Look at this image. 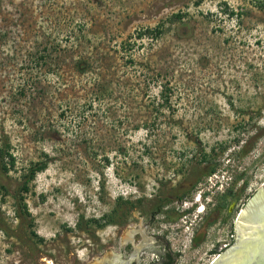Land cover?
Wrapping results in <instances>:
<instances>
[{
	"label": "rangeland",
	"instance_id": "1",
	"mask_svg": "<svg viewBox=\"0 0 264 264\" xmlns=\"http://www.w3.org/2000/svg\"><path fill=\"white\" fill-rule=\"evenodd\" d=\"M156 27L160 38H139ZM43 49L61 78L36 64ZM91 56L111 84L96 101L94 74L73 70ZM31 74L39 84L22 95ZM1 133L16 168L0 192V264H156L166 250L174 264H210L264 183V0H0ZM202 153L214 174L152 215ZM44 155L20 220L13 196ZM119 198L135 203L123 225L88 223Z\"/></svg>",
	"mask_w": 264,
	"mask_h": 264
},
{
	"label": "trees",
	"instance_id": "2",
	"mask_svg": "<svg viewBox=\"0 0 264 264\" xmlns=\"http://www.w3.org/2000/svg\"><path fill=\"white\" fill-rule=\"evenodd\" d=\"M176 17V16H175ZM180 19V17H178ZM163 34V31L159 29V27H156L154 29H146L143 31L139 38L142 37H148L152 40H156L160 38ZM77 41V40H76ZM77 42H75L76 45ZM51 52H55L58 49H60L59 42H56L51 44ZM60 47V48H59ZM48 50L43 49L42 52H40L38 57L36 58V64H39V62H43L44 65H47V60L49 61V65L51 69H48V73H52L55 75L57 79L62 77V69L59 68L57 58L53 59V63L51 65V57L52 55L49 54ZM50 52V53H51ZM50 58V59H49ZM60 61V60H59ZM129 64H133L132 60L127 62ZM105 62L104 59H97L91 56V58H76L73 62V70L78 75H86V74H94L92 84L90 85L89 89L91 90V94L94 96L93 101L99 100L101 96H105L108 94V87L110 84L109 81L106 80V76L103 75L102 71L99 72L100 69H105ZM36 77L35 76H28L26 80H24L21 93L25 94L24 89L26 87H32L37 84L38 82H35ZM33 83V84H32ZM39 84V83H38ZM172 93L169 88L162 87L160 90V100L161 104L159 105L161 108H166L170 110V99H171ZM68 108L62 109L61 114L63 115L66 113ZM89 109H91V106H89ZM135 129H138V126L135 127ZM12 147L10 144V141L6 134L1 133L0 136V192L3 193V195H7L9 192L7 190V182H8V175L10 172L14 171L16 168V157L12 153ZM249 152V148L247 145L242 146L241 148V155H246ZM45 159L38 161L36 163L30 164L25 170L24 174L22 175V181L20 183V186L18 187V190L16 191V194L13 196V198L16 201V208H15V214L17 215L18 219H22L24 216H29L27 205L24 202V195H26L29 192V185L32 181H34L35 176L37 173L43 172L48 164L50 163V159L47 155H44ZM108 163L107 158L104 160ZM203 164V165H202ZM199 166L202 165V167H199V170H193L191 173H189L183 182H181L179 185H177L175 188L171 189L167 195L160 196L156 200H152L151 204V213L152 215H157L162 213V209L167 205L170 204L173 201H183L195 188L197 183L200 181L202 177H207L212 174H214L216 170V164L212 163L209 157L206 153H202L200 161L198 163ZM236 200V197H234ZM140 202V200L138 201ZM135 209V203L131 202L129 200H123L122 198H119L114 205L113 209L110 213L103 215L102 217L98 219H90L88 220V223H93L97 228H103L106 225H123L127 219V216L129 213ZM177 217H175L176 219ZM79 225V224H78ZM29 228V236L32 239H35L39 242H42V238H40L35 231L33 230V222H29L27 225ZM168 264V263H165Z\"/></svg>",
	"mask_w": 264,
	"mask_h": 264
},
{
	"label": "water",
	"instance_id": "3",
	"mask_svg": "<svg viewBox=\"0 0 264 264\" xmlns=\"http://www.w3.org/2000/svg\"><path fill=\"white\" fill-rule=\"evenodd\" d=\"M232 232L235 242L210 264H264V183L241 208Z\"/></svg>",
	"mask_w": 264,
	"mask_h": 264
},
{
	"label": "flooded vegetation",
	"instance_id": "4",
	"mask_svg": "<svg viewBox=\"0 0 264 264\" xmlns=\"http://www.w3.org/2000/svg\"><path fill=\"white\" fill-rule=\"evenodd\" d=\"M234 233L236 235V232H234ZM233 241L235 242V237H234ZM132 263L134 264L135 262H132ZM165 263H168V264H174L175 263L174 257L168 252V250H166V252H164V254L160 255V260H156V264H165Z\"/></svg>",
	"mask_w": 264,
	"mask_h": 264
},
{
	"label": "bare ground",
	"instance_id": "5",
	"mask_svg": "<svg viewBox=\"0 0 264 264\" xmlns=\"http://www.w3.org/2000/svg\"><path fill=\"white\" fill-rule=\"evenodd\" d=\"M198 213H200V210L198 211Z\"/></svg>",
	"mask_w": 264,
	"mask_h": 264
}]
</instances>
